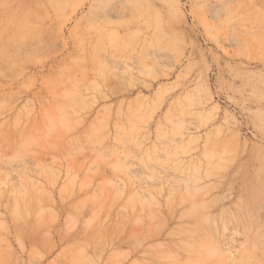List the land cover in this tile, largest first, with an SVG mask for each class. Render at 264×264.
<instances>
[{
    "label": "rangeland",
    "instance_id": "374dc122",
    "mask_svg": "<svg viewBox=\"0 0 264 264\" xmlns=\"http://www.w3.org/2000/svg\"><path fill=\"white\" fill-rule=\"evenodd\" d=\"M0 264H264V0H0Z\"/></svg>",
    "mask_w": 264,
    "mask_h": 264
},
{
    "label": "bare ground",
    "instance_id": "6f19581e",
    "mask_svg": "<svg viewBox=\"0 0 264 264\" xmlns=\"http://www.w3.org/2000/svg\"><path fill=\"white\" fill-rule=\"evenodd\" d=\"M225 251L227 252V251H229V249H225Z\"/></svg>",
    "mask_w": 264,
    "mask_h": 264
}]
</instances>
